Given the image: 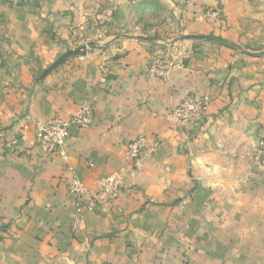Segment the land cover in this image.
Masks as SVG:
<instances>
[{
  "label": "crops",
  "instance_id": "crops-1",
  "mask_svg": "<svg viewBox=\"0 0 264 264\" xmlns=\"http://www.w3.org/2000/svg\"><path fill=\"white\" fill-rule=\"evenodd\" d=\"M214 3L191 7L176 39L103 41L94 27L72 42L63 8L0 0V264H264V5L227 1L210 20ZM174 50L184 68L149 77L151 57ZM187 94L205 106L182 126ZM84 104L95 122L71 129L67 161L44 155L38 128ZM140 136L160 152L117 201L86 197L79 214L67 181L95 189Z\"/></svg>",
  "mask_w": 264,
  "mask_h": 264
},
{
  "label": "rangeland",
  "instance_id": "rangeland-1",
  "mask_svg": "<svg viewBox=\"0 0 264 264\" xmlns=\"http://www.w3.org/2000/svg\"><path fill=\"white\" fill-rule=\"evenodd\" d=\"M199 1L201 0H49L55 7L59 9L63 8L66 13H70L74 17L77 25L71 26L72 42L84 41L85 29L91 31L94 27L100 31L103 41H108L109 38H113L114 40L123 39V41L128 39H145L166 29L168 36L176 39L183 36L188 30L190 8H195L199 4ZM213 1L215 2L213 7H202L206 17V12L209 10L216 11L221 16L222 11L220 7L223 3L231 0ZM242 1L250 4L252 9L264 5V0ZM177 11H181V13L179 14ZM207 19L210 18L207 17ZM157 57L163 58L167 62L179 59L184 61L183 57L176 50L171 53L164 52L159 56L151 57L147 73L153 60H155L154 58ZM148 76L157 79L149 73ZM261 135L262 133L259 135L258 145L255 149L256 153H258ZM15 144L16 142H7L4 148H12Z\"/></svg>",
  "mask_w": 264,
  "mask_h": 264
},
{
  "label": "built area",
  "instance_id": "built-area-1",
  "mask_svg": "<svg viewBox=\"0 0 264 264\" xmlns=\"http://www.w3.org/2000/svg\"><path fill=\"white\" fill-rule=\"evenodd\" d=\"M208 18L218 20L220 14L209 10L206 12ZM148 73L161 81H166L171 72L184 68L182 59L167 62L163 58H154ZM205 106V101L194 95H186L182 102L173 109V115L181 125L191 123L200 114ZM95 122V111L89 104L82 105L79 110L69 118H53L44 122L36 134V144L44 155L50 157H61L68 159L67 147L71 137V129H89ZM258 156L264 152V127L261 131ZM162 147L161 140L156 138L150 144L145 137L140 136L128 142L125 150V161L127 167L121 171L97 182L95 189L86 187L78 177L73 176L67 181L69 192L76 198L77 212L82 213V200L91 198L90 207L103 203H114L118 200L122 187L128 179L135 177L136 171L142 166L144 158H150L159 153ZM1 205V199H0Z\"/></svg>",
  "mask_w": 264,
  "mask_h": 264
}]
</instances>
